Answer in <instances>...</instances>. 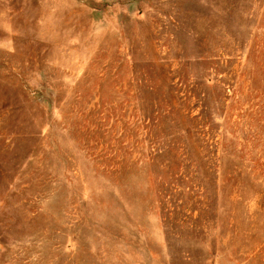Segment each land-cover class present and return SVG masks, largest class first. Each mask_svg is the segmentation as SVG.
Listing matches in <instances>:
<instances>
[{"label":"rangeland","instance_id":"374dc122","mask_svg":"<svg viewBox=\"0 0 264 264\" xmlns=\"http://www.w3.org/2000/svg\"><path fill=\"white\" fill-rule=\"evenodd\" d=\"M0 264H264V0H0Z\"/></svg>","mask_w":264,"mask_h":264}]
</instances>
